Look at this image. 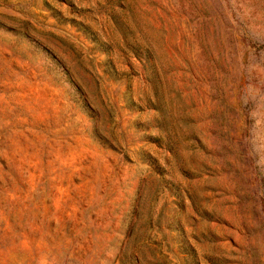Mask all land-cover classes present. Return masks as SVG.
Wrapping results in <instances>:
<instances>
[{
    "label": "rangeland",
    "instance_id": "1",
    "mask_svg": "<svg viewBox=\"0 0 264 264\" xmlns=\"http://www.w3.org/2000/svg\"><path fill=\"white\" fill-rule=\"evenodd\" d=\"M263 198L264 0H0V264H264Z\"/></svg>",
    "mask_w": 264,
    "mask_h": 264
},
{
    "label": "trees",
    "instance_id": "2",
    "mask_svg": "<svg viewBox=\"0 0 264 264\" xmlns=\"http://www.w3.org/2000/svg\"><path fill=\"white\" fill-rule=\"evenodd\" d=\"M64 73H66V72H64ZM71 84H72V86H74L75 88H76V86L71 82ZM262 205H263V207H264V198H263V200H262Z\"/></svg>",
    "mask_w": 264,
    "mask_h": 264
}]
</instances>
